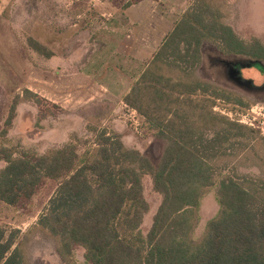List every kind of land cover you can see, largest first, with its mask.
<instances>
[{
    "label": "trees",
    "instance_id": "trees-1",
    "mask_svg": "<svg viewBox=\"0 0 264 264\" xmlns=\"http://www.w3.org/2000/svg\"><path fill=\"white\" fill-rule=\"evenodd\" d=\"M227 1L194 0L124 97L144 118L149 135L164 142L156 163L106 128L94 131L93 145L82 154L76 133L44 152L8 138L0 147L1 202L16 206L33 197L45 179L58 182L30 229L54 240L61 263L264 264V176L242 172L252 167L264 172L246 165L263 148L264 136L215 112L217 101L232 112L251 103L197 74L205 41L224 55L264 62L260 37L244 39L227 22ZM26 46L53 56L31 36ZM22 102L52 104L23 89L11 101L3 136ZM259 157L264 161V151ZM146 176L161 200L143 233L150 210ZM211 191L218 212L195 238L201 203ZM20 235L17 228L0 226V264H29L26 236ZM77 248L84 262L76 259Z\"/></svg>",
    "mask_w": 264,
    "mask_h": 264
},
{
    "label": "rangeland",
    "instance_id": "rangeland-1",
    "mask_svg": "<svg viewBox=\"0 0 264 264\" xmlns=\"http://www.w3.org/2000/svg\"><path fill=\"white\" fill-rule=\"evenodd\" d=\"M129 1L0 0V147L7 139L2 133L6 129L5 121L11 101L17 93L16 85L24 76L25 69L32 64L41 65L44 61L41 55L26 46L28 36L58 55L70 58V66L92 71L98 79L106 81L115 89L121 82V76L128 79L134 77L138 65L117 58L111 53L128 27L124 18V6ZM225 10L228 15L227 22L242 38L249 39L256 33L264 43V0H228ZM201 52L202 61L197 70L198 76L240 94L251 103L249 108L232 112L227 109L228 106L217 101L214 111L236 118L264 136V62L224 55L209 41L203 42ZM32 105L37 111H23L28 117H32L33 112H36L34 127L29 129L30 133L37 131L35 128H39L42 119L60 113L58 107H53L52 104ZM137 126H134V132L142 136L139 139L143 138L148 142L144 143L147 144L145 153L156 163L162 154L164 142L149 135L145 122ZM100 129L102 128L91 123L80 132H73L78 135L79 154L93 145L94 131ZM42 138V135L34 136L38 144L31 146L32 149L37 150L45 146L40 143ZM16 140L13 139L12 143L15 144ZM85 141L88 143L85 144ZM263 151L264 146L255 158L246 162V165L257 164L264 170V161L259 157L263 155ZM4 165V162H0V167ZM242 172L264 176V172L256 167L242 169ZM143 183L144 195L150 206L141 226L143 233H146L161 197L153 191L148 176L144 178ZM57 185V181L45 179L33 197L20 201L16 206H9L0 201V226L17 228L21 232L20 236H26L25 251L29 264H63L55 252L54 240L38 230L30 229L45 212ZM217 212L218 204L214 191H211L201 203L200 222L194 232L195 238L203 234L207 221ZM75 252L76 259L84 262L82 249L77 248Z\"/></svg>",
    "mask_w": 264,
    "mask_h": 264
},
{
    "label": "crops",
    "instance_id": "crops-1",
    "mask_svg": "<svg viewBox=\"0 0 264 264\" xmlns=\"http://www.w3.org/2000/svg\"><path fill=\"white\" fill-rule=\"evenodd\" d=\"M193 1L130 0L124 6V18L128 27L111 53L138 65V69L130 79L121 76L116 89L98 79L92 71L70 66V58L67 56H60L52 50L53 56L50 58L42 56L43 64H32L25 69L15 91L20 94L22 89H28L55 104L60 113L45 117L39 128H35L37 131L30 133L29 129L34 127L36 112L28 117L23 111L37 110L32 102H22L17 107L7 138L20 140L25 147L32 148L31 146L38 144L34 136L42 135L40 143L45 146L37 151L43 152L51 146L66 143L70 133L80 132L92 123L99 128L120 133L125 145L145 153L147 144L144 143L148 142L143 138L139 139L142 136L133 130L135 122L138 125L144 123V118L124 102V97L145 64L153 58L165 37L173 30L177 19ZM252 36L259 37L256 33Z\"/></svg>",
    "mask_w": 264,
    "mask_h": 264
},
{
    "label": "built area",
    "instance_id": "built-area-1",
    "mask_svg": "<svg viewBox=\"0 0 264 264\" xmlns=\"http://www.w3.org/2000/svg\"><path fill=\"white\" fill-rule=\"evenodd\" d=\"M134 125H135V128H136V127H138V126H137L138 124H137L136 122H135V124H134Z\"/></svg>",
    "mask_w": 264,
    "mask_h": 264
}]
</instances>
